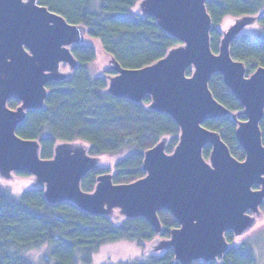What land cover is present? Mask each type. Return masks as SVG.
<instances>
[{"label":"water","instance_id":"95a60500","mask_svg":"<svg viewBox=\"0 0 264 264\" xmlns=\"http://www.w3.org/2000/svg\"><path fill=\"white\" fill-rule=\"evenodd\" d=\"M206 3L139 2L141 13L155 18L179 43L143 67H122L112 59L115 73L106 92L136 103L150 96L149 107L168 114L179 126V142L170 153L166 138L145 150L144 177L115 183L112 173L102 174L95 189L87 192L82 181L99 166L100 157L90 155L86 144L58 142L54 156L47 159L41 156L39 141L17 133L29 110L45 107L49 84L72 76L79 65L72 49L85 42L86 28L39 0H0V177L32 175L34 187L44 188L51 204L72 202L82 211L108 217L119 208L126 218H145L158 232L163 228L159 213L169 211L179 227L171 230L170 238L155 240V251L173 248L182 264L222 258L230 246L226 234L240 235L263 212L264 66L247 75L246 64L230 51L241 21L258 16L237 17L214 52ZM64 63L69 72L61 70ZM216 73L242 104V112H232L214 96L209 83ZM11 100L18 102L15 108L9 106ZM239 115L246 117L236 129L243 160L232 154L218 131L205 125ZM207 146L210 162L204 155Z\"/></svg>","mask_w":264,"mask_h":264},{"label":"trees","instance_id":"16d2710c","mask_svg":"<svg viewBox=\"0 0 264 264\" xmlns=\"http://www.w3.org/2000/svg\"><path fill=\"white\" fill-rule=\"evenodd\" d=\"M140 1L99 0L96 11L91 6L92 0H39L69 22L82 24L88 37L99 41L111 59L128 68L152 64L179 43L157 25L155 18L135 11ZM206 6L212 18L211 46L214 52L219 51L224 35L222 25L226 19L258 16L261 32L258 35L237 33L230 42V51L236 60L245 64L256 63L255 66L246 65L248 75L264 66V0H207ZM72 50L79 62L72 76L66 81L49 84L45 107L29 110L17 133L39 141L41 156L47 159L54 156L58 140L83 142L89 147V154L98 157L129 150L130 154L119 160L113 170L99 165L89 172L82 181L84 191H93L97 178L106 173L113 174L115 183H130L144 177V151L166 138L167 152H172L179 142V126L168 114L149 107L150 96L136 103L106 92V78L90 72V64L98 57L92 44L83 42ZM191 72V69L187 70L188 75ZM209 86L214 96L232 112L244 110L224 84L221 74H214ZM16 104V101L9 102L10 107ZM242 120H246L244 115L237 118L226 116L205 123L221 134L232 154L240 160L245 158V151L237 140L236 129L238 121ZM260 126L264 142V118ZM210 150L211 146H207L204 155L209 156ZM44 193V188L32 187L15 195L0 177V264H36L28 254L44 245L50 247L47 263L51 259L53 264H93L95 254L107 243L137 241L146 251L149 244L157 239L170 238L171 230L179 227L169 211L159 213L163 228L158 232L145 218L125 217L121 222H115L108 216L82 211L72 202L51 204ZM226 237L231 244L234 234L228 232ZM115 264L182 263L176 259L174 249L167 248L145 252L142 259ZM191 264L257 263L252 247L241 244L230 245L225 255L216 261L198 260Z\"/></svg>","mask_w":264,"mask_h":264},{"label":"rangeland","instance_id":"374dc122","mask_svg":"<svg viewBox=\"0 0 264 264\" xmlns=\"http://www.w3.org/2000/svg\"><path fill=\"white\" fill-rule=\"evenodd\" d=\"M91 6L93 7L94 10L97 11L99 6V0H92ZM140 9H142V7L137 6L135 8V11L141 13ZM256 19H257L256 17H253L250 19L242 20L239 33L246 32L252 35H258L261 32V30L259 28ZM237 22L238 19L234 17H230L226 19V21L222 25L224 31L223 33H226L229 27L232 26L233 24L236 25ZM85 42L92 44L96 48L98 54L97 60L92 64H90L91 74L94 76H104L107 82L109 83V79L112 75H114L113 73L114 71L109 73H107L106 71L107 70L110 71L113 69V65L111 63L112 57L102 49L99 41L92 39L86 35ZM246 65L255 66L256 63L254 61H250L249 63H246ZM61 70L64 72H69L70 71L69 65L66 63L62 64ZM58 142L61 143L62 140H58ZM129 154H130L129 150H125L120 154L104 155L99 158L98 164L104 168H109L113 170L114 165L119 160L127 157ZM206 160L210 162L209 156H206ZM1 179L2 182L8 188H10L15 195H18L24 190L34 187V185L36 184L35 178L32 175L23 176V175H18L15 172ZM89 182L90 180L88 179L87 184ZM95 186L96 184L92 187V190L95 189ZM109 217L115 222H121L126 216L122 214L119 208H115L113 212H111ZM241 244L250 245L254 251L256 263L264 264V212H261L260 216L256 218L255 223L249 229L245 230L240 235L234 234V240L230 245L239 246ZM158 245L159 243L158 244L153 243L152 245L149 244V248H147V250L144 251V248L139 246L137 241L121 240L118 242L107 243L103 245L100 248V250L95 254L93 264H115L120 261L142 259L145 256V252L146 253L154 252L155 250H157V248L155 247ZM49 250L50 247L48 245H44L42 247L31 250L28 255L36 264H53L54 262L51 259L47 263V259L50 258Z\"/></svg>","mask_w":264,"mask_h":264}]
</instances>
